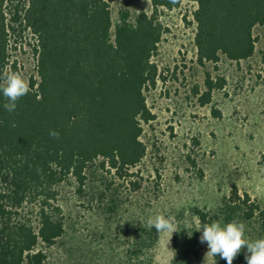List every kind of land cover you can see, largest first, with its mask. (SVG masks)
Segmentation results:
<instances>
[{
  "label": "trees",
  "instance_id": "obj_1",
  "mask_svg": "<svg viewBox=\"0 0 264 264\" xmlns=\"http://www.w3.org/2000/svg\"><path fill=\"white\" fill-rule=\"evenodd\" d=\"M149 1L150 13L120 9L113 23L107 0H0V75L17 71L15 61L9 63L11 40L27 44L35 58L30 91L14 112L3 108L0 92V264L152 263L159 233L143 227L146 222L134 220L113 235L104 230L87 240L71 237L57 202L63 183L74 181L82 191L86 170L97 166L125 179L145 155L142 123L153 114L144 91L158 77L151 56L164 31L159 9L177 8L182 0ZM187 1L195 4L198 63L252 55L253 28L264 24V0ZM205 85L208 100L221 82L207 75ZM232 194L215 210L195 209L199 222L237 218L248 226L257 223L261 232L264 208ZM117 207L113 197L96 207L105 229L119 221ZM183 227L173 238V264H191L200 256V234L192 230L189 236ZM246 253L243 247L232 264H245ZM215 260L227 264L219 255Z\"/></svg>",
  "mask_w": 264,
  "mask_h": 264
},
{
  "label": "rangeland",
  "instance_id": "obj_2",
  "mask_svg": "<svg viewBox=\"0 0 264 264\" xmlns=\"http://www.w3.org/2000/svg\"><path fill=\"white\" fill-rule=\"evenodd\" d=\"M107 2L113 23L120 9L130 15L152 9L149 0ZM194 9L195 4L187 0L177 8L159 9L164 31L151 56L158 77L144 91L153 119L142 123L145 155L141 161L125 179L96 166L86 170L82 191L76 190L74 181L59 186L57 202L71 237L87 240L104 230L112 234L120 226L134 220L146 222L157 214L171 217L176 229L182 225L185 232L195 230L201 235L202 230H196L201 223L195 209L215 210L233 191L264 208V24L253 28L254 51L247 59L235 62L220 56L216 63L200 64L194 44ZM12 41L9 63L15 61L16 72L27 81L35 73V58L27 44ZM207 75L221 82L208 100L204 95ZM111 197L118 203L119 221L105 229L96 207ZM245 225L247 239L264 237V228L259 232L257 223ZM176 232L172 236L159 233L151 264H173ZM207 251V242L201 243L200 256L191 264H214L213 257L205 259Z\"/></svg>",
  "mask_w": 264,
  "mask_h": 264
},
{
  "label": "clouds",
  "instance_id": "obj_3",
  "mask_svg": "<svg viewBox=\"0 0 264 264\" xmlns=\"http://www.w3.org/2000/svg\"><path fill=\"white\" fill-rule=\"evenodd\" d=\"M30 91L29 83L23 78L22 74L16 71L5 72L0 75V92L3 93L6 102L3 108L12 113L17 107V101L27 95ZM13 126L14 123H13ZM49 135L59 139V133L50 130ZM143 227L151 230L155 228L158 233H172L177 231L171 217L164 214H157L150 217ZM246 225L243 221L233 218L227 223L213 220L210 223H202L196 230H202L200 242H207L208 251L205 253V259L208 256H220L221 259L232 264L234 258L246 246L247 254L245 259L247 264H264V237L250 240L245 237ZM189 236L191 234L188 232ZM170 236V238H171Z\"/></svg>",
  "mask_w": 264,
  "mask_h": 264
}]
</instances>
